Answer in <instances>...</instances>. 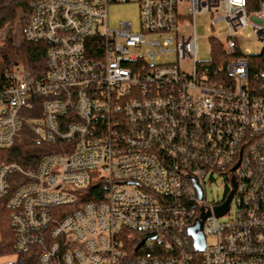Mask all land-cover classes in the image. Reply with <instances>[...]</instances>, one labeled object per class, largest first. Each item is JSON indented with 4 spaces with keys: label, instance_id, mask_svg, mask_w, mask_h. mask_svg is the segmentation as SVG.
<instances>
[{
    "label": "built area",
    "instance_id": "2783aa9c",
    "mask_svg": "<svg viewBox=\"0 0 264 264\" xmlns=\"http://www.w3.org/2000/svg\"><path fill=\"white\" fill-rule=\"evenodd\" d=\"M125 3L138 6L136 32L107 24L109 4ZM28 7L23 39L45 46L44 76L17 70L0 87V198L15 253L37 264H264V68L249 63L264 53V0ZM206 13L229 30L212 38L232 58L223 83L196 58L194 17ZM246 27L261 52L238 45ZM22 125L47 148L34 167L3 153ZM217 178L223 198L209 201ZM196 220L202 251L188 233Z\"/></svg>",
    "mask_w": 264,
    "mask_h": 264
},
{
    "label": "trees",
    "instance_id": "16d2710c",
    "mask_svg": "<svg viewBox=\"0 0 264 264\" xmlns=\"http://www.w3.org/2000/svg\"><path fill=\"white\" fill-rule=\"evenodd\" d=\"M257 0H248V9L256 7ZM29 14L28 0H0V32L4 31L3 42L0 45V87L14 78L17 70H22L34 79H41L45 72V46L42 43H31L22 40L14 42L13 26L17 21L22 30L24 21ZM212 60L202 69L207 72L208 81L223 83L226 80L224 66L232 59L227 55L222 45L210 39ZM253 69L264 68V53L253 57L250 62ZM47 148L38 142L27 125H22L15 136L14 144L6 149V160L23 167H34L40 153ZM14 235L10 227V212L6 209V199L0 198V259L15 254V260L0 264H37L33 253L16 254L13 248Z\"/></svg>",
    "mask_w": 264,
    "mask_h": 264
},
{
    "label": "rangeland",
    "instance_id": "374dc122",
    "mask_svg": "<svg viewBox=\"0 0 264 264\" xmlns=\"http://www.w3.org/2000/svg\"><path fill=\"white\" fill-rule=\"evenodd\" d=\"M184 14H189V9L183 10ZM215 15L211 14H196L194 17V29L197 39V53L196 58L200 62L199 67H203L212 60V50L210 47V39L217 38L220 41H224L229 34V30L223 20L213 22ZM190 23L191 20H189ZM25 22V21H24ZM119 22H129L133 32L139 30V14L137 4H109L107 8V24L110 29L118 27ZM189 24V23H188ZM21 30L18 27L17 21L13 26L14 42L19 44L23 40ZM4 31L0 32V45L3 42ZM191 29L185 28L183 33L185 35L190 34ZM238 45L241 49L248 50L251 54H257L261 52L262 47L257 42L255 36L252 34L250 27L242 28L238 31ZM189 70V66H186ZM207 199L221 200L224 195V182L221 178H217L211 185H207ZM228 216L222 217L220 220H227ZM15 260V254L0 259V263L12 262Z\"/></svg>",
    "mask_w": 264,
    "mask_h": 264
},
{
    "label": "water",
    "instance_id": "95a60500",
    "mask_svg": "<svg viewBox=\"0 0 264 264\" xmlns=\"http://www.w3.org/2000/svg\"><path fill=\"white\" fill-rule=\"evenodd\" d=\"M231 196H232V192H230V194L228 195L224 205L216 209L217 216H221L222 214L225 213V211L227 210L229 201L231 199ZM206 215L207 214H202L201 219L205 218ZM201 225H202L201 220H196L195 223L188 228V233L193 238V245H194L195 250L197 251H202L204 248V236L201 231ZM142 242H140L136 246L135 250L141 245Z\"/></svg>",
    "mask_w": 264,
    "mask_h": 264
}]
</instances>
